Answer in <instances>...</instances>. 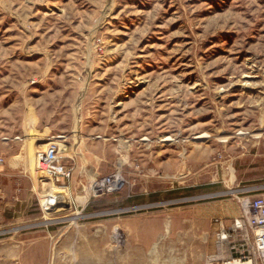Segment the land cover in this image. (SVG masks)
Here are the masks:
<instances>
[{"label":"rangeland","instance_id":"374dc122","mask_svg":"<svg viewBox=\"0 0 264 264\" xmlns=\"http://www.w3.org/2000/svg\"><path fill=\"white\" fill-rule=\"evenodd\" d=\"M49 127L53 139L38 151L57 145L71 173L73 148L103 156V179L123 182L91 219L177 217L182 207L188 216L264 192V0H0V143L33 145ZM56 188L39 196L45 220L0 230V264H99L97 227ZM52 194L61 203L46 213ZM131 202L138 209L122 211ZM218 244L219 230L213 257ZM153 252L123 261L193 263Z\"/></svg>","mask_w":264,"mask_h":264},{"label":"crops","instance_id":"0c3cea01","mask_svg":"<svg viewBox=\"0 0 264 264\" xmlns=\"http://www.w3.org/2000/svg\"><path fill=\"white\" fill-rule=\"evenodd\" d=\"M47 129V135L40 134V137L32 140L33 145L30 141L25 142L18 138L0 143V230L16 235L22 230V226L34 227L36 222L45 220L39 196L49 194L52 184L55 189L58 186L61 191L67 192L66 208L87 215L84 220L88 223L85 225L97 227V233L92 237L96 236L99 244L97 255L99 264H127V260L125 262L123 259L134 256L144 258L150 255L148 253L150 251H154L152 255L159 257L166 254L185 259L188 256L193 258L192 264L196 262L201 264L203 256L213 257L211 254L214 252L213 243L219 228L211 221L215 219L232 221L241 215L239 202L220 201L195 206L188 216L182 213L186 208L182 207L178 210L177 217H169L164 212H159L151 215L91 219L89 214L93 205L101 198V195H96L95 192L102 186L104 177L100 165L105 158L94 154L92 158H86L85 156L92 152L86 151L84 154V150L81 153L78 150L76 153L75 148H71L72 154L67 157V162L73 169L71 178L60 181V185L53 179L41 181L35 177L37 175L32 160L41 148L39 144L53 139L52 135H48L51 134V128ZM166 138L169 139V143L161 142L163 146L175 144L176 139L162 137ZM76 140H79L77 143L79 147L83 138ZM89 140L99 142L102 138L93 137ZM74 144L72 143L73 146ZM179 155L180 152L177 153L178 159ZM127 204L122 211L138 209L136 208L138 204L132 202ZM36 211L39 213L35 214ZM32 234L34 233H29L28 236ZM91 241L93 242V239L88 235L87 246L83 244V249L88 251V257L91 256ZM84 242L86 237L83 236ZM132 251L142 253L134 255Z\"/></svg>","mask_w":264,"mask_h":264},{"label":"built area","instance_id":"2783aa9c","mask_svg":"<svg viewBox=\"0 0 264 264\" xmlns=\"http://www.w3.org/2000/svg\"><path fill=\"white\" fill-rule=\"evenodd\" d=\"M34 172L36 175L46 174L53 180H67L72 176L71 171L60 164L59 150L55 144H49L47 149L36 153ZM122 184L118 175L103 179L101 195L119 191ZM240 205V217L228 227L218 222L221 227L219 253L208 259L207 263L264 264V192L243 199Z\"/></svg>","mask_w":264,"mask_h":264},{"label":"bare ground","instance_id":"6f19581e","mask_svg":"<svg viewBox=\"0 0 264 264\" xmlns=\"http://www.w3.org/2000/svg\"><path fill=\"white\" fill-rule=\"evenodd\" d=\"M165 138V137H164ZM198 138H203L202 136L201 137H198ZM172 140V139H171ZM169 139H162L161 142H168ZM172 142V141H171ZM169 143V142H168ZM40 175H43L42 173ZM39 176V175H38ZM45 176V175H44ZM49 179V178H48ZM58 201V202H57ZM58 203H61L59 202V197L58 196H55V195H49V196H46V198L43 200V209L46 213H50L52 211H54L57 206H58ZM60 208V207H59ZM59 210V209H58ZM52 214V213H51Z\"/></svg>","mask_w":264,"mask_h":264},{"label":"water","instance_id":"95a60500","mask_svg":"<svg viewBox=\"0 0 264 264\" xmlns=\"http://www.w3.org/2000/svg\"><path fill=\"white\" fill-rule=\"evenodd\" d=\"M102 191L101 188H98L95 192L96 195H101ZM61 200V197H59V201ZM58 202V201H57Z\"/></svg>","mask_w":264,"mask_h":264}]
</instances>
